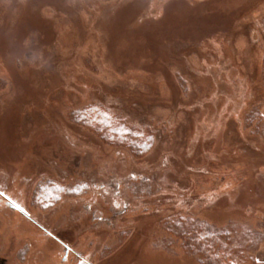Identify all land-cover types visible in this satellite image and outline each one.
Listing matches in <instances>:
<instances>
[{"label":"rangeland","instance_id":"1","mask_svg":"<svg viewBox=\"0 0 264 264\" xmlns=\"http://www.w3.org/2000/svg\"><path fill=\"white\" fill-rule=\"evenodd\" d=\"M263 48L264 0H0V264H201L197 226L264 264ZM50 180L90 192L32 207Z\"/></svg>","mask_w":264,"mask_h":264},{"label":"trees","instance_id":"2","mask_svg":"<svg viewBox=\"0 0 264 264\" xmlns=\"http://www.w3.org/2000/svg\"><path fill=\"white\" fill-rule=\"evenodd\" d=\"M262 63L264 73V48ZM74 118L78 124L101 137L106 143L127 148L136 157H143L154 145L153 134L147 127L127 124L103 106H89L86 110L76 112ZM89 192L90 186L84 182L67 186L50 180L38 184L31 206L48 210L65 198H79ZM24 214L27 215L25 212ZM224 235L229 234L212 232L207 226H197L183 234L184 246L188 252L198 255L201 264H244L253 261L251 257L235 256L223 249L220 239Z\"/></svg>","mask_w":264,"mask_h":264},{"label":"bare ground","instance_id":"3","mask_svg":"<svg viewBox=\"0 0 264 264\" xmlns=\"http://www.w3.org/2000/svg\"><path fill=\"white\" fill-rule=\"evenodd\" d=\"M200 124H201L200 121H199V123L197 122V125H196V126H198V127H197L196 129H197V131L200 130V134H202L201 132H202L203 128H204V129H205V128L207 129V127H206L205 125H204V127H203V126L201 127ZM206 129H205V130H206ZM205 130H204V133H203V134H206V135H207V133L205 132ZM203 134H202V135H203ZM211 152H213V154L215 153L214 151H211Z\"/></svg>","mask_w":264,"mask_h":264},{"label":"crops","instance_id":"4","mask_svg":"<svg viewBox=\"0 0 264 264\" xmlns=\"http://www.w3.org/2000/svg\"><path fill=\"white\" fill-rule=\"evenodd\" d=\"M262 108H264V106H262ZM262 114H263V112H262ZM260 135L264 138V114H263V123H262V125L260 127Z\"/></svg>","mask_w":264,"mask_h":264},{"label":"flooded vegetation","instance_id":"5","mask_svg":"<svg viewBox=\"0 0 264 264\" xmlns=\"http://www.w3.org/2000/svg\"><path fill=\"white\" fill-rule=\"evenodd\" d=\"M24 213V212H23Z\"/></svg>","mask_w":264,"mask_h":264}]
</instances>
